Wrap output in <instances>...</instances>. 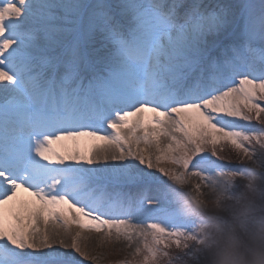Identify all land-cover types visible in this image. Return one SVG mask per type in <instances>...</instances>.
Returning <instances> with one entry per match:
<instances>
[{
	"label": "snow or ice",
	"instance_id": "snow-or-ice-1",
	"mask_svg": "<svg viewBox=\"0 0 264 264\" xmlns=\"http://www.w3.org/2000/svg\"><path fill=\"white\" fill-rule=\"evenodd\" d=\"M0 83V264H202V187L264 174V0H0Z\"/></svg>",
	"mask_w": 264,
	"mask_h": 264
},
{
	"label": "clouds",
	"instance_id": "clouds-1",
	"mask_svg": "<svg viewBox=\"0 0 264 264\" xmlns=\"http://www.w3.org/2000/svg\"><path fill=\"white\" fill-rule=\"evenodd\" d=\"M197 199L190 206L199 243L188 239L179 252L195 244L202 264H264V174L234 176L232 185L217 178Z\"/></svg>",
	"mask_w": 264,
	"mask_h": 264
},
{
	"label": "rangeland",
	"instance_id": "rangeland-1",
	"mask_svg": "<svg viewBox=\"0 0 264 264\" xmlns=\"http://www.w3.org/2000/svg\"><path fill=\"white\" fill-rule=\"evenodd\" d=\"M207 2H209V0H205V3ZM256 2L258 3L259 0H256ZM0 85H2V83H0ZM260 103L264 104V102H260ZM253 124L257 128L260 127V125L255 124V122H253ZM82 147H84V145H82ZM221 155L225 157V160L223 161L216 160V158L214 157H212L211 159H213L215 162L219 164H222L224 169L226 170H238L246 166V163L241 161L240 156L228 146H225L224 151L221 153ZM108 163H113V162L110 161ZM164 166L171 167L170 165H166V164ZM151 171H153L157 176L160 175L158 172L155 171V169ZM209 173L214 174V170L210 169ZM161 179L163 180L165 178L161 177ZM198 182H199L198 178L195 177L191 178L189 184L186 185L183 190L184 191L191 190L192 185ZM149 194L150 196H155L156 195L155 190L151 189ZM84 235L88 236L89 239L85 240L82 238L80 241L81 247L84 250H86L90 255H100L101 257L100 264H119L120 261L133 259L131 255L132 249L128 248L124 241H119V242L101 241L99 236L95 233H91V234L85 233ZM66 243L69 244L71 243V237H66ZM54 248L60 251L71 252V249H63L58 243L54 245ZM167 251L170 257L180 254V252L174 246L167 249ZM72 254L76 255L78 259H81V257L78 256V254L76 253H72ZM167 259H168L167 257L161 258L159 264H167ZM84 264H88V261L85 260Z\"/></svg>",
	"mask_w": 264,
	"mask_h": 264
},
{
	"label": "bare ground",
	"instance_id": "bare-ground-1",
	"mask_svg": "<svg viewBox=\"0 0 264 264\" xmlns=\"http://www.w3.org/2000/svg\"><path fill=\"white\" fill-rule=\"evenodd\" d=\"M0 86H3V85H0ZM87 143H91V141H88ZM85 146V145H84ZM18 196L21 197V198H24V199H28L29 197L27 196V193H23V192H19L18 193ZM74 232L77 231V229H73ZM88 264H90V261H88Z\"/></svg>",
	"mask_w": 264,
	"mask_h": 264
}]
</instances>
